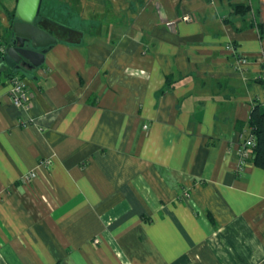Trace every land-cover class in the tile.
Listing matches in <instances>:
<instances>
[{
	"label": "crops",
	"instance_id": "1",
	"mask_svg": "<svg viewBox=\"0 0 264 264\" xmlns=\"http://www.w3.org/2000/svg\"><path fill=\"white\" fill-rule=\"evenodd\" d=\"M248 1L49 0L71 23L36 24L56 39L42 64L0 61V264H264V169L238 166L264 109Z\"/></svg>",
	"mask_w": 264,
	"mask_h": 264
},
{
	"label": "water",
	"instance_id": "2",
	"mask_svg": "<svg viewBox=\"0 0 264 264\" xmlns=\"http://www.w3.org/2000/svg\"><path fill=\"white\" fill-rule=\"evenodd\" d=\"M40 2L17 0L11 34L4 46L2 60L8 67L21 72L41 65L46 49L56 42L51 34L34 22Z\"/></svg>",
	"mask_w": 264,
	"mask_h": 264
},
{
	"label": "trees",
	"instance_id": "3",
	"mask_svg": "<svg viewBox=\"0 0 264 264\" xmlns=\"http://www.w3.org/2000/svg\"><path fill=\"white\" fill-rule=\"evenodd\" d=\"M49 0H41L39 11L34 19L35 24L44 21H50L52 23H58V26L64 25L66 22H70L67 19V14L61 12H55L51 5L48 4ZM230 13L244 15L250 9L251 5L248 0H241L239 2L229 0ZM9 14L10 22L13 20L14 11ZM71 23V22H70ZM3 52H0V61L2 60ZM14 69H12L13 71ZM15 74L21 73L14 71L10 73V77ZM9 77V78H10ZM255 80L264 88V73H261ZM249 135L252 137V145L249 146L250 157L247 162L254 164L255 166L264 169V109L259 107V104H255L251 107L248 117ZM247 138V137H246Z\"/></svg>",
	"mask_w": 264,
	"mask_h": 264
},
{
	"label": "built area",
	"instance_id": "4",
	"mask_svg": "<svg viewBox=\"0 0 264 264\" xmlns=\"http://www.w3.org/2000/svg\"><path fill=\"white\" fill-rule=\"evenodd\" d=\"M182 20L189 21L191 20V17L188 15H185L182 17ZM227 49L233 50L232 45L228 44L226 45ZM4 50V46L0 43V52L2 53ZM238 62L244 63L245 59L241 56H238ZM8 96L12 103V105L26 109L29 106L30 96L26 90L25 82L19 74H15L14 76L9 78V89H8ZM253 143L252 137L250 135L247 136L245 141L240 145L238 148V166L241 167L243 164L247 162V159L250 157L249 154V146H251ZM33 173H27L23 180H27L30 177H32ZM97 241V240H95Z\"/></svg>",
	"mask_w": 264,
	"mask_h": 264
}]
</instances>
